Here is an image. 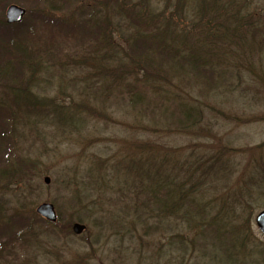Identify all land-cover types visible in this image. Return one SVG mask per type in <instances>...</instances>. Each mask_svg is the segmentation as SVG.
<instances>
[{
    "label": "trees",
    "instance_id": "1",
    "mask_svg": "<svg viewBox=\"0 0 264 264\" xmlns=\"http://www.w3.org/2000/svg\"><path fill=\"white\" fill-rule=\"evenodd\" d=\"M34 1L42 8L27 10L25 20L10 24L3 18L7 5H24L27 0H0V180L10 175L22 183V169L36 168L32 159H21L19 153L22 139L41 121L52 119L59 126L80 130L87 117L70 104L46 100L37 92L50 81L52 69L64 72L70 67L95 90L110 89L109 93L136 109L137 116L149 115L148 124L159 125L157 117L163 116L166 126L174 119L176 133L193 131L199 136L202 132L197 128L210 107L178 89L175 94L173 79L179 77L181 83L205 80L210 87H220L222 82L250 73L244 63L253 56L248 46L264 48L263 38L257 39L261 33L255 15L242 14V3L236 0ZM64 6L68 15L56 16L54 12ZM90 79L95 83L89 84ZM123 142L109 161L123 168L125 183L110 179L120 182L131 201L124 202V209L134 214V225L137 220L152 229L168 226L175 233L168 234L163 244L170 247L184 244L186 229L193 234L192 243L211 238L218 246L219 259L224 255L227 264H242L247 255L248 259L254 256L241 238L243 227L235 225L236 217L228 218L223 194L216 193L221 187L229 188L226 149L199 145L173 155L176 149L151 140ZM263 147L250 162L249 183L239 191L251 195L264 185ZM72 196L77 197L76 193ZM33 205L14 206L0 194V258L5 248L18 255L16 246L28 256L34 245L35 249L40 246L35 242L57 239L65 230L60 212L56 222H49ZM261 257L260 253L258 264Z\"/></svg>",
    "mask_w": 264,
    "mask_h": 264
},
{
    "label": "rangeland",
    "instance_id": "2",
    "mask_svg": "<svg viewBox=\"0 0 264 264\" xmlns=\"http://www.w3.org/2000/svg\"><path fill=\"white\" fill-rule=\"evenodd\" d=\"M236 1L242 3V14L255 15L257 31L261 33L257 39L264 40V0ZM12 4L26 8L29 13L32 9L42 8L34 0H27L24 5L11 3L3 11L4 16L0 11V19L3 16L7 21L6 11ZM54 13L63 17L68 15V8L64 6ZM36 28L42 30V26ZM45 29L47 31V27ZM246 49L253 55L251 61L244 62L250 73H244L240 79L222 82L220 87H210L205 80L192 79L181 83L179 77H173L171 86L175 94L178 89L204 103V107H210L204 112L203 124L197 128L202 132L199 136L193 131L176 133L174 119H170L166 126L163 116L157 117L159 125L148 124L149 115L137 116L136 109L118 95L109 93L110 89L102 93L95 90L77 77L70 67L64 72L52 69L50 81L42 89H36L37 92L46 100L70 104L87 117L80 130L59 126L52 119L43 120L31 129L22 139L19 158L32 159L36 168L22 169L24 177L21 179L25 180L22 183L10 175L1 178L0 194L14 206L24 204L30 208L34 204L36 209L41 203H53L57 214L60 212L65 221L62 226L66 227L57 239L45 238L35 242L40 246L35 249L34 245L28 256L22 254L17 244L12 246H16L18 255L5 248L0 264H227L224 255L219 259L218 246L212 244L211 238L205 242L197 239L192 243L193 234L182 229L184 244L170 247L163 244L167 242L168 234L175 233L168 230V226L152 229L143 223L140 225L137 220L134 225L131 218L134 214L124 209L129 200L119 184L125 183L123 168L119 170L110 162L125 145L124 140L136 144L151 140L155 145L176 149L171 152L173 155L199 145L215 147L218 151L226 149L231 176L226 182L229 188L225 191V187H221L216 193L217 196L223 194L221 200L229 209L228 218L236 217L234 223L243 227L241 238L248 246L247 251L254 255L250 259L247 255L242 264H258L260 253V262L264 264V235L255 220L257 213L264 210V185L252 190L251 195L239 191L241 186L249 183L250 162L264 146V48L249 49L248 46ZM95 81L90 79L87 82L94 84ZM89 90L93 93L89 94ZM46 177L50 178L49 183H46ZM110 178H117L120 182ZM73 193L77 197L72 196ZM69 221L71 230L67 229ZM76 222L86 225L80 234L73 231Z\"/></svg>",
    "mask_w": 264,
    "mask_h": 264
},
{
    "label": "water",
    "instance_id": "3",
    "mask_svg": "<svg viewBox=\"0 0 264 264\" xmlns=\"http://www.w3.org/2000/svg\"><path fill=\"white\" fill-rule=\"evenodd\" d=\"M26 13L27 11L25 8L20 7L16 4H12L7 8L6 11L7 21L8 23H19L24 19ZM45 181L46 183H49L50 178L46 177ZM36 212L38 215L45 218L49 222H56L58 219L56 208L54 204L50 202H44L39 204L36 208ZM255 220L259 230L264 235V210H261L257 213ZM72 228L74 233L80 234L85 230L86 225L76 222L73 224Z\"/></svg>",
    "mask_w": 264,
    "mask_h": 264
}]
</instances>
